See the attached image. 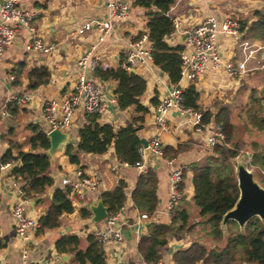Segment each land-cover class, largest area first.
Masks as SVG:
<instances>
[{
    "label": "crops",
    "instance_id": "0c3cea01",
    "mask_svg": "<svg viewBox=\"0 0 264 264\" xmlns=\"http://www.w3.org/2000/svg\"><path fill=\"white\" fill-rule=\"evenodd\" d=\"M2 1L0 0V5ZM21 4L29 8L34 14L32 24L37 33L47 42L54 44L56 49L47 55L27 51L25 45L28 35L22 31L16 37L14 44L8 47L0 57V156L7 151L10 141L18 146H23L24 150H28V141L33 133L32 128L38 127L48 132V124L42 112L43 98L59 97L72 90L79 72L77 59L90 51L98 41L97 32L92 31L81 35L77 30L85 21L106 20L108 18V10L104 0H21ZM263 7L264 0H191L190 3L185 4L184 12L178 9L176 12L171 10L169 14L173 17H180L183 26L190 28L210 14H231L239 17L242 21L251 22L254 12ZM147 21L146 9L135 4L127 21L114 20L113 31L97 49L104 62H107L110 67L121 66L123 53L130 46L131 39L148 30ZM166 40L170 45L178 46L184 41V35L172 33ZM254 41L264 44V41L261 40ZM223 43L224 56L227 58L232 54L240 53L237 45L232 41L226 40ZM20 63L26 64V68L18 80H12L13 69H16ZM40 66H47L50 69L51 81L35 90H29L26 71L30 67ZM261 67L256 70L263 71L260 73L261 79H264V67ZM134 72L143 76L147 81V90L142 98V103L149 107V112L144 115L143 128L139 132L141 138L148 142L160 132L165 148L177 147L179 142L190 140L196 141L197 145L189 151L181 152L174 158L157 159L148 156L147 162L149 161L151 169L155 170L159 179L157 190L159 203L154 214L150 215L149 219L142 220L138 228L134 226V223L138 221L140 212L135 207L131 194L140 173L135 167H121L119 173H114L111 170V166L118 159L114 146H111L109 151L102 156L82 153L80 164L69 161L65 155L66 145L63 146L62 150L56 151L55 156L51 157L49 169V174L54 178V184L48 189L42 203H38L36 199L35 203H31V200L26 204V211L31 217L39 220L40 216L46 212L55 189L64 187L62 179L66 176L72 179L76 178L75 170L81 166L85 172L99 175L102 179V185L97 191L71 192L76 207L75 211L64 215L62 224L57 228L44 230L38 228L33 231L30 256L40 264H77L74 260V254H62L57 251V241L66 235H77L81 239V247L85 248L87 237L93 234L97 226L106 224L105 220L93 221L91 206L97 205L102 200V193L114 189L121 178L128 183L127 198L121 209L120 220L115 227L122 226L125 239L122 243L112 242L103 245L107 255V264H143L139 243L141 238L148 233V224L152 221L170 223L173 218V215L168 211V204L174 169L184 168L190 162L202 159L208 152L201 135L195 131L190 116L184 117L172 112L168 116L165 129L159 130L156 125L154 111L157 104H153L152 100L158 99L160 102L166 94L167 85L171 84L168 74L156 65L153 59L148 58L146 63L138 65ZM248 75H250L249 72L232 79L222 71L209 70L202 82L196 85L200 93L201 109L216 111L214 103L217 100L230 103L234 99L239 100L238 97L240 96L246 99L249 96V94L244 95L248 82L244 80L248 78ZM92 77L103 88L116 93L117 80L101 79L99 75H92ZM180 84L184 89L190 86L186 81H181ZM241 84L243 87L238 93L236 89L231 91L233 88L240 87ZM11 93L19 96L28 95L30 100L23 105H16L18 107L16 113L9 110L10 114L5 115L6 102ZM230 94L233 95L231 98ZM135 115L137 114L134 106L120 109L117 105L109 107L105 114L99 118V121L120 127L128 124ZM83 119V114L78 112L73 126L68 131L70 140H74L75 143L79 140V130L83 125ZM248 151L250 150H245V153ZM260 170L264 174V168ZM184 183L182 197L177 205L181 209L189 211L194 202V189L190 172H187ZM0 196V238L2 240L0 264H22V241L14 230L13 219L10 214L12 205L20 200V196L12 187V181L7 170H0ZM83 207L91 210V217H81L80 209ZM192 239L189 234L172 238L161 251L160 261L162 264H176L173 259L174 253L181 248L188 247Z\"/></svg>",
    "mask_w": 264,
    "mask_h": 264
},
{
    "label": "trees",
    "instance_id": "16d2710c",
    "mask_svg": "<svg viewBox=\"0 0 264 264\" xmlns=\"http://www.w3.org/2000/svg\"><path fill=\"white\" fill-rule=\"evenodd\" d=\"M173 1L135 0L134 4L146 9L154 63L168 74L171 83L177 84L181 80L180 52L183 46H172L166 40L174 31V21L169 15ZM242 31L245 39L264 41V7L254 12L251 22L242 21ZM25 68L26 64L20 63L13 69L15 79L18 80ZM26 74L29 90L48 84L52 76L47 66L30 67ZM97 75L101 79L117 80L116 93L120 109L134 106L137 115L133 116L128 124L120 127L101 123L97 115L89 116V122L79 130L78 142L66 145L65 155L71 163L80 164L82 153L102 156L114 146L119 159L134 165L141 159L140 149L143 143L139 132L143 128L144 115L149 112V107L142 103L147 81L140 74L127 70L122 65L106 70L98 69ZM183 97L185 106L203 113L204 123L214 119L221 124L226 139L222 144L207 147L208 152L202 159L192 161L183 168L180 189L183 191L184 179L187 172H190L194 189L193 201L200 209L199 219L191 222L189 211L176 205L170 223L150 222L148 233L139 243L143 260L160 261L162 249L172 238L189 234L193 238L191 244L177 250L173 255L176 264H264V219L254 216L243 228L232 219L227 222L225 229L222 226L224 215L235 207L240 195L236 158L249 149L253 156L247 161L248 167L264 168V89H253L246 99L240 96L239 100L234 99L230 103L217 100L214 103L216 111L201 109L200 93L195 85L185 88ZM152 103L158 104L159 101L153 99ZM8 109L16 113L18 107L10 103ZM236 114L241 121L240 126L234 120ZM32 129L33 133L28 141L29 149L24 150L23 146L10 141L9 148L0 156V163L12 162V171L21 183L23 195L42 203L48 189L54 184V178L49 174L51 156L47 153L50 139L43 129ZM243 130L249 133L248 139L241 135ZM260 136L263 139H260ZM196 145L194 140L179 142L177 147L165 148L166 156L174 158ZM261 185L264 186L263 183ZM158 186L159 179L154 169L138 176L131 197L140 213L154 214L159 203ZM127 189V181L121 178L114 189L102 193L101 198L108 208V216L122 209L127 198ZM71 192L69 186L55 189L46 212L39 218V230L59 227L63 216L75 211ZM80 215L89 218L92 212L83 207L80 209ZM86 242V247L82 248L79 236L66 235L57 241L56 248L59 253L74 254L77 264H107L106 251L97 237L90 234Z\"/></svg>",
    "mask_w": 264,
    "mask_h": 264
},
{
    "label": "built area",
    "instance_id": "2783aa9c",
    "mask_svg": "<svg viewBox=\"0 0 264 264\" xmlns=\"http://www.w3.org/2000/svg\"><path fill=\"white\" fill-rule=\"evenodd\" d=\"M191 0H174L170 6L171 10L181 9L184 12L185 4ZM108 10L106 20L92 19L83 22L77 30L79 34L87 32H97L98 41L92 49L84 53L77 59L78 76L70 92L59 97H44L42 100V112L48 124V132L59 129L67 132L73 126L78 112L83 114V125L89 122V116L97 115L98 119L105 114L111 106H119L118 95L103 88L92 75H97L98 69L106 70L110 67L104 62L103 57L97 52L98 46L105 42V39L114 29V20L127 21L134 8L135 0H104ZM170 15V14H169ZM171 16V15H170ZM174 31L184 35L182 50L180 52L181 80L177 84L167 85L166 94L155 106L154 121L159 130L165 129L168 116L176 112L180 116H190L192 124L197 134L201 135L208 147H214L224 143L226 134L221 124L211 119L208 123L203 122V113L184 104L181 81H186L189 85H197L202 82L209 70L222 71L226 76L236 79L239 76L264 67V44H259L252 39L243 38L242 20L231 14H210L199 23L190 28L183 26L180 17H173ZM34 14L21 4V0H3L0 5V57L8 47L12 46L17 36L23 31L28 35L25 49L31 52L43 53L45 55L53 53L56 49L54 44L47 42L41 37L32 21ZM232 41L239 49V54H232L229 58L224 56L223 42ZM130 46L123 53L122 67L135 71V68L144 64L152 58L153 43L150 40L148 30L138 34L130 41ZM261 67V68H262ZM15 80V76H11ZM30 100V96H19L9 94L4 114L9 115L8 104L23 105ZM82 125V126H83ZM47 132V133H48ZM141 159L134 165L126 161L117 159L111 166L114 173H119L121 167H135L138 172L146 173L151 169V164L147 162L148 156L157 159H165L166 149L161 139L160 132L152 137L147 145H142L140 149ZM247 161L253 153L246 152ZM14 164L12 162L0 163V170H7L12 181V187L16 189L20 200L14 203L10 209L13 219L14 230L22 241V264H40L32 259L31 242L32 233L40 227L39 220L31 217L26 211V204L31 200L23 195L21 183L13 173ZM76 178L68 176L62 179L64 186H69L72 192H82L83 190L97 191L102 185V179L97 174H89L83 168L75 170ZM183 182V167L174 169L171 181V196L168 204V211L174 215L175 206L182 197L180 186ZM123 208V207H122ZM121 210L108 216L105 225L97 226L93 234L103 244L112 242L122 243L125 239L122 226L115 227L120 220ZM147 213H140L138 221L134 223L137 228L142 220L149 219ZM143 264H162L161 261H144Z\"/></svg>",
    "mask_w": 264,
    "mask_h": 264
},
{
    "label": "water",
    "instance_id": "95a60500",
    "mask_svg": "<svg viewBox=\"0 0 264 264\" xmlns=\"http://www.w3.org/2000/svg\"><path fill=\"white\" fill-rule=\"evenodd\" d=\"M50 139V148L47 153L54 157L56 151L62 150L63 146L75 143L70 140L67 132L54 129L48 132ZM143 145H147V141L142 139ZM238 185L240 189L239 199L233 209L229 210L223 217L222 226H225L229 220H235L243 228L247 222L254 216L264 219V186L257 180L255 173L247 165V155L242 154L235 160ZM33 199L31 203H35ZM93 212V221L101 222L108 217V208L102 200L97 205L91 206Z\"/></svg>",
    "mask_w": 264,
    "mask_h": 264
},
{
    "label": "rangeland",
    "instance_id": "374dc122",
    "mask_svg": "<svg viewBox=\"0 0 264 264\" xmlns=\"http://www.w3.org/2000/svg\"><path fill=\"white\" fill-rule=\"evenodd\" d=\"M261 71H257V70H252L250 71V75H248V78L244 81H247L248 84V87H246V90H245V94L244 95H247V94H250L251 91L253 89H256L258 91H262L264 89V79H261ZM243 81V82H244ZM241 86L240 87H237V88H233L231 91H237V93L241 90ZM238 89V90H237ZM230 98L233 96L232 94H230ZM234 120L236 121V123H238V125L240 126L241 125V121L239 120V118L237 117V114L235 115V118ZM245 134V137L248 139L249 138V133L247 131H241V135H244ZM260 139H263L262 136L259 137ZM203 143L208 147V145L203 141ZM253 170V172L255 173V176L256 178H258L257 180H259L261 183L264 184V181H262L264 179V174L261 172L260 169H251ZM200 209L195 205V203L193 202L192 204V207L190 208L189 210V213H190V216H191V222L193 221H196L199 219V216H200Z\"/></svg>",
    "mask_w": 264,
    "mask_h": 264
}]
</instances>
